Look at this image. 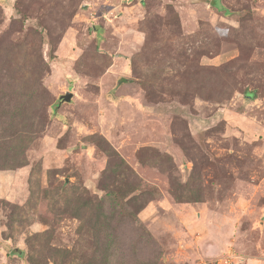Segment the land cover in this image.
<instances>
[{
    "label": "rangeland",
    "instance_id": "obj_1",
    "mask_svg": "<svg viewBox=\"0 0 264 264\" xmlns=\"http://www.w3.org/2000/svg\"><path fill=\"white\" fill-rule=\"evenodd\" d=\"M212 1L0 0V264H264V0Z\"/></svg>",
    "mask_w": 264,
    "mask_h": 264
},
{
    "label": "water",
    "instance_id": "obj_2",
    "mask_svg": "<svg viewBox=\"0 0 264 264\" xmlns=\"http://www.w3.org/2000/svg\"><path fill=\"white\" fill-rule=\"evenodd\" d=\"M73 98V93L72 92H66L65 94L61 95V100L62 101H66V102H69L71 101Z\"/></svg>",
    "mask_w": 264,
    "mask_h": 264
},
{
    "label": "trees",
    "instance_id": "obj_3",
    "mask_svg": "<svg viewBox=\"0 0 264 264\" xmlns=\"http://www.w3.org/2000/svg\"><path fill=\"white\" fill-rule=\"evenodd\" d=\"M219 1L220 0H214V1H212V5L215 6V7H217L218 9H222L221 3ZM226 12H227V10H226ZM248 94L250 95L251 93H248Z\"/></svg>",
    "mask_w": 264,
    "mask_h": 264
},
{
    "label": "built area",
    "instance_id": "obj_4",
    "mask_svg": "<svg viewBox=\"0 0 264 264\" xmlns=\"http://www.w3.org/2000/svg\"><path fill=\"white\" fill-rule=\"evenodd\" d=\"M231 264H234V263H231Z\"/></svg>",
    "mask_w": 264,
    "mask_h": 264
}]
</instances>
